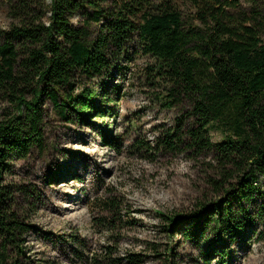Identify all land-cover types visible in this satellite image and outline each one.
Masks as SVG:
<instances>
[{
  "label": "rangeland",
  "instance_id": "obj_1",
  "mask_svg": "<svg viewBox=\"0 0 264 264\" xmlns=\"http://www.w3.org/2000/svg\"><path fill=\"white\" fill-rule=\"evenodd\" d=\"M165 1L187 25L205 27L204 0ZM211 2L214 8L232 4L226 11L239 19L253 8V0ZM13 23L9 0H0V29ZM85 83L108 91V101L101 90L95 100L106 117L71 114L65 121L44 97L43 147L9 162L5 185L12 210L30 232L20 239L24 254L10 245V258L20 264H264V176L248 179L250 197L241 188L232 199L227 194L242 176L222 189L212 184L223 181L215 156L199 155L184 141L195 123L191 105L187 98L173 101L170 83L158 76V63L142 51L139 35L110 77ZM13 112L0 96V116ZM174 132L178 138L169 141L176 145L167 148ZM209 135L213 143L222 141L220 130ZM227 200L233 212L241 206L250 211L245 233L230 229L222 237L214 222L199 231L198 215L216 219L213 209Z\"/></svg>",
  "mask_w": 264,
  "mask_h": 264
},
{
  "label": "trees",
  "instance_id": "obj_2",
  "mask_svg": "<svg viewBox=\"0 0 264 264\" xmlns=\"http://www.w3.org/2000/svg\"><path fill=\"white\" fill-rule=\"evenodd\" d=\"M204 2L205 27L195 28L165 0H9L16 23L0 29V96L14 112L0 116V264H20L8 247L24 254L20 239L30 233L12 210L5 175L12 159L25 160L44 145L43 98L65 121L71 114L106 117L95 100L101 90L108 101V91L85 82L110 77L134 34L157 61L158 76L170 83L173 101L188 99L195 123L184 141L199 155L215 156L223 181L212 184L222 189L242 176L227 194L232 199L241 188L253 195L248 179L264 176V0H253L251 15L241 19L226 11L232 4L214 8L211 0ZM210 129L222 132L220 143L211 141ZM177 138V132L170 134L166 147L174 148L169 139ZM229 202L216 204V219L198 215L199 231L214 222L222 237L230 229L244 234L251 213L244 206L233 212Z\"/></svg>",
  "mask_w": 264,
  "mask_h": 264
},
{
  "label": "water",
  "instance_id": "obj_3",
  "mask_svg": "<svg viewBox=\"0 0 264 264\" xmlns=\"http://www.w3.org/2000/svg\"><path fill=\"white\" fill-rule=\"evenodd\" d=\"M52 0H49V3H51Z\"/></svg>",
  "mask_w": 264,
  "mask_h": 264
}]
</instances>
